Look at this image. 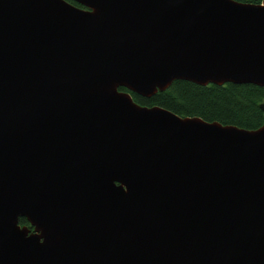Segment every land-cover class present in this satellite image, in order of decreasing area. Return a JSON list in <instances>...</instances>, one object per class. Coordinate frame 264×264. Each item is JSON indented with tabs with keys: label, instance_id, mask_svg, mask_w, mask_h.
Wrapping results in <instances>:
<instances>
[{
	"label": "water",
	"instance_id": "1",
	"mask_svg": "<svg viewBox=\"0 0 264 264\" xmlns=\"http://www.w3.org/2000/svg\"><path fill=\"white\" fill-rule=\"evenodd\" d=\"M70 1L0 0V264H264V124L118 90L264 88V0Z\"/></svg>",
	"mask_w": 264,
	"mask_h": 264
},
{
	"label": "trees",
	"instance_id": "2",
	"mask_svg": "<svg viewBox=\"0 0 264 264\" xmlns=\"http://www.w3.org/2000/svg\"><path fill=\"white\" fill-rule=\"evenodd\" d=\"M234 1L257 5L262 0ZM118 90L128 92L131 99L143 107L157 105L181 117H199L206 122L215 121L247 130L257 129L264 124V113L260 109V104L264 101V88L252 84L196 86L187 81L175 80L164 92H156L150 98H141L124 88ZM18 222L20 226L31 229L24 218L18 219Z\"/></svg>",
	"mask_w": 264,
	"mask_h": 264
},
{
	"label": "flooded vegetation",
	"instance_id": "3",
	"mask_svg": "<svg viewBox=\"0 0 264 264\" xmlns=\"http://www.w3.org/2000/svg\"><path fill=\"white\" fill-rule=\"evenodd\" d=\"M31 230V229H30Z\"/></svg>",
	"mask_w": 264,
	"mask_h": 264
}]
</instances>
